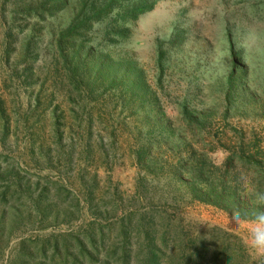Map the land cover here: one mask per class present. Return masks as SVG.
I'll list each match as a JSON object with an SVG mask.
<instances>
[{
	"label": "rangeland",
	"instance_id": "1",
	"mask_svg": "<svg viewBox=\"0 0 264 264\" xmlns=\"http://www.w3.org/2000/svg\"><path fill=\"white\" fill-rule=\"evenodd\" d=\"M226 171H264V0H0V264H252Z\"/></svg>",
	"mask_w": 264,
	"mask_h": 264
},
{
	"label": "trees",
	"instance_id": "2",
	"mask_svg": "<svg viewBox=\"0 0 264 264\" xmlns=\"http://www.w3.org/2000/svg\"><path fill=\"white\" fill-rule=\"evenodd\" d=\"M224 166L228 169V162L225 161ZM219 170V168H218ZM241 178L235 174L222 173L218 176L217 187L209 189V194L213 199H229V203L238 214H251L258 210H264V171L261 178L256 184V189L249 192L242 188ZM214 203V202H213ZM236 215V214H235Z\"/></svg>",
	"mask_w": 264,
	"mask_h": 264
},
{
	"label": "clouds",
	"instance_id": "3",
	"mask_svg": "<svg viewBox=\"0 0 264 264\" xmlns=\"http://www.w3.org/2000/svg\"><path fill=\"white\" fill-rule=\"evenodd\" d=\"M231 227L237 233L252 257V264H264V210L232 216Z\"/></svg>",
	"mask_w": 264,
	"mask_h": 264
}]
</instances>
